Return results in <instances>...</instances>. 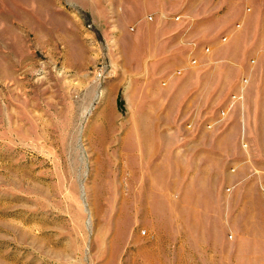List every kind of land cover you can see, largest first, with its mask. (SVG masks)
<instances>
[{
    "label": "rangeland",
    "instance_id": "374dc122",
    "mask_svg": "<svg viewBox=\"0 0 264 264\" xmlns=\"http://www.w3.org/2000/svg\"><path fill=\"white\" fill-rule=\"evenodd\" d=\"M123 1L0 0V264H264V0Z\"/></svg>",
    "mask_w": 264,
    "mask_h": 264
},
{
    "label": "crops",
    "instance_id": "0c3cea01",
    "mask_svg": "<svg viewBox=\"0 0 264 264\" xmlns=\"http://www.w3.org/2000/svg\"><path fill=\"white\" fill-rule=\"evenodd\" d=\"M123 5H124V7H125V9H126L127 12H128V11H134L133 13H135L136 5H134V6L132 7V6H131V3H130L129 1H127V0H124V1H123ZM136 13H138V10L136 11Z\"/></svg>",
    "mask_w": 264,
    "mask_h": 264
},
{
    "label": "built area",
    "instance_id": "2783aa9c",
    "mask_svg": "<svg viewBox=\"0 0 264 264\" xmlns=\"http://www.w3.org/2000/svg\"><path fill=\"white\" fill-rule=\"evenodd\" d=\"M211 126V125H210Z\"/></svg>",
    "mask_w": 264,
    "mask_h": 264
}]
</instances>
